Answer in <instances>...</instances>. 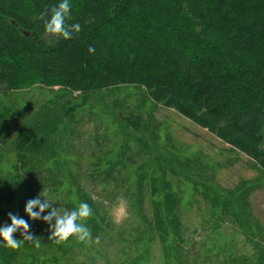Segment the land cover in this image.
Instances as JSON below:
<instances>
[{"label": "rangeland", "instance_id": "1", "mask_svg": "<svg viewBox=\"0 0 264 264\" xmlns=\"http://www.w3.org/2000/svg\"><path fill=\"white\" fill-rule=\"evenodd\" d=\"M41 39L55 40L48 34ZM84 87L62 90L30 80L15 90L0 89V226L11 224L10 212L29 219L21 208L34 195L27 193L24 181L61 212L87 202L88 193L103 201L120 225L130 214L128 189L134 190L145 175L149 183L172 188L170 195L181 199L182 247L174 259L162 256L156 243L143 264H264L262 166L154 100L142 85ZM22 127L48 142L29 154L19 137ZM23 147L26 156L17 161ZM26 160L31 165H26L25 178L12 180L10 171ZM99 167L106 170L104 177ZM161 194L153 192L154 197ZM30 230L40 247L32 241H24L17 252L0 246V264H121L129 259L119 250L125 247L117 234L92 238L90 244L70 238L53 248L36 226L31 224Z\"/></svg>", "mask_w": 264, "mask_h": 264}, {"label": "trees", "instance_id": "2", "mask_svg": "<svg viewBox=\"0 0 264 264\" xmlns=\"http://www.w3.org/2000/svg\"><path fill=\"white\" fill-rule=\"evenodd\" d=\"M58 3L0 0V89L15 90L30 80L72 91L84 89L86 83L95 89L139 84L154 100L206 127L264 168V0H72L69 22L80 24L81 31L70 40L53 36L48 43L40 38ZM90 46L94 53L88 51ZM19 137L29 154L48 142L23 127ZM20 150L17 161L26 156L24 147ZM30 163L16 165L11 179L25 178ZM115 169L112 166L111 173ZM98 173L107 174L102 167ZM14 186L11 183L9 190L16 198ZM22 186L38 196L33 185L27 187L24 181ZM154 191L162 194L154 197ZM128 192L130 214L120 225L103 201L87 193L92 238L117 234L125 247L119 250L129 254L123 264H143L156 243L162 256L179 257L181 199L170 195L172 188L149 183L145 175ZM26 221L51 240V247L65 243L57 244L42 220ZM14 236L23 240L19 232Z\"/></svg>", "mask_w": 264, "mask_h": 264}, {"label": "clouds", "instance_id": "3", "mask_svg": "<svg viewBox=\"0 0 264 264\" xmlns=\"http://www.w3.org/2000/svg\"><path fill=\"white\" fill-rule=\"evenodd\" d=\"M72 19V0H59L57 6L51 9V16L45 22L46 34L64 40L73 38L74 33L81 31V25L70 23ZM90 53L95 52L94 47H89ZM43 196L38 195L29 199L25 205V213L32 221L42 220L48 224L51 236L55 237L57 244L69 241L70 238L81 243L92 242V232L87 226V219L93 215L92 207L87 202H80L78 207L68 210H59ZM11 224L0 226V246L13 250L19 249L24 241H32L34 246L39 248L40 243L34 239L29 223L22 217L8 213ZM54 221V222H53ZM20 233L23 240L14 236Z\"/></svg>", "mask_w": 264, "mask_h": 264}, {"label": "water", "instance_id": "4", "mask_svg": "<svg viewBox=\"0 0 264 264\" xmlns=\"http://www.w3.org/2000/svg\"><path fill=\"white\" fill-rule=\"evenodd\" d=\"M26 34L28 35L29 33L26 31Z\"/></svg>", "mask_w": 264, "mask_h": 264}]
</instances>
